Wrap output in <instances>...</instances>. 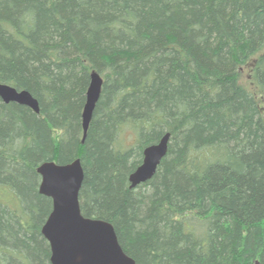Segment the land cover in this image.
Here are the masks:
<instances>
[{
  "label": "trees",
  "instance_id": "16d2710c",
  "mask_svg": "<svg viewBox=\"0 0 264 264\" xmlns=\"http://www.w3.org/2000/svg\"><path fill=\"white\" fill-rule=\"evenodd\" d=\"M0 84L39 105L0 99V264H50L36 169L76 159L82 216L135 264H264V0H0Z\"/></svg>",
  "mask_w": 264,
  "mask_h": 264
},
{
  "label": "water",
  "instance_id": "95a60500",
  "mask_svg": "<svg viewBox=\"0 0 264 264\" xmlns=\"http://www.w3.org/2000/svg\"><path fill=\"white\" fill-rule=\"evenodd\" d=\"M102 78L90 75L82 112L84 142L92 116L99 101ZM0 99L4 104L15 103L39 114L38 102L26 91L0 84ZM170 134L143 151L140 166L129 176L130 188L150 181L167 155ZM40 176L39 194L52 202V211L41 228L48 242L50 264H135L119 245L113 226L105 221L84 218L80 211L79 193L84 180L80 159L66 165L46 162L36 169Z\"/></svg>",
  "mask_w": 264,
  "mask_h": 264
},
{
  "label": "rangeland",
  "instance_id": "374dc122",
  "mask_svg": "<svg viewBox=\"0 0 264 264\" xmlns=\"http://www.w3.org/2000/svg\"><path fill=\"white\" fill-rule=\"evenodd\" d=\"M125 139H126L125 143H129V142H128V139H127V137H126V136H125Z\"/></svg>",
  "mask_w": 264,
  "mask_h": 264
},
{
  "label": "bare ground",
  "instance_id": "6f19581e",
  "mask_svg": "<svg viewBox=\"0 0 264 264\" xmlns=\"http://www.w3.org/2000/svg\"><path fill=\"white\" fill-rule=\"evenodd\" d=\"M103 86V85H102ZM89 87V86H88ZM102 89V88H101ZM88 90V89H87Z\"/></svg>",
  "mask_w": 264,
  "mask_h": 264
}]
</instances>
